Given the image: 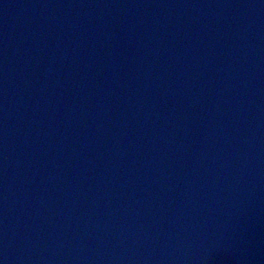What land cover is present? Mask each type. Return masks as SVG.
Returning <instances> with one entry per match:
<instances>
[{"label": "water", "instance_id": "water-1", "mask_svg": "<svg viewBox=\"0 0 264 264\" xmlns=\"http://www.w3.org/2000/svg\"><path fill=\"white\" fill-rule=\"evenodd\" d=\"M0 264H264V0H0Z\"/></svg>", "mask_w": 264, "mask_h": 264}]
</instances>
